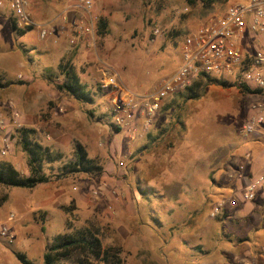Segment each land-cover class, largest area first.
Listing matches in <instances>:
<instances>
[{"label":"rangeland","instance_id":"1","mask_svg":"<svg viewBox=\"0 0 264 264\" xmlns=\"http://www.w3.org/2000/svg\"><path fill=\"white\" fill-rule=\"evenodd\" d=\"M29 1L37 25L25 37L13 32L10 16H0L12 47L29 62L38 59L35 47L48 44L47 58L38 67H51L56 74L58 65L71 60L95 97L93 104H82L59 95L52 85L55 92L47 100L48 90H35L40 98L31 111L37 118L27 122L22 95L30 89L15 87L3 94L0 87V111L10 115L9 104L14 102L24 114V126L37 131L38 142L63 156L45 166L51 181L35 190L0 185V222L15 216L13 244L0 241V264H22L18 254L26 255L32 264H43L56 235L90 224L101 229L106 246L122 250L124 264L259 262V253L264 255V196L244 201L247 171L243 170L251 160L245 154L257 153L253 142L258 140L243 137L241 130L260 97L244 95L227 82L225 87L211 85L199 100L185 101L175 94L165 102L167 111H160L149 133H139L133 140L128 129L113 128L111 96L98 91L110 73L118 74L124 87L135 93L152 91L162 77L182 65L180 43L187 32L245 0H220L211 8L190 0H92L91 11L80 7L79 0ZM101 20L107 22L104 35L99 33ZM82 23L95 27L91 46L90 38L76 29ZM39 29L48 32L46 39H40ZM156 29L159 35L153 34ZM78 39L82 50L75 45ZM11 71L6 76L18 78L20 71ZM3 81L0 70V84ZM152 130L160 136L144 152L143 143ZM18 139L15 132L12 149L5 157L0 154V162L9 161L27 175L28 156ZM78 145L103 172L62 173L65 164L76 161ZM4 147L0 140V153ZM175 147L178 158L173 164L169 155ZM150 151L155 160L149 161ZM179 162L194 178L178 176ZM196 168L203 170L200 177ZM42 203L45 209L39 210ZM218 203H223L222 211L213 217Z\"/></svg>","mask_w":264,"mask_h":264},{"label":"built area","instance_id":"2","mask_svg":"<svg viewBox=\"0 0 264 264\" xmlns=\"http://www.w3.org/2000/svg\"><path fill=\"white\" fill-rule=\"evenodd\" d=\"M79 5L84 10L91 11L94 3L92 0H79ZM29 9V0H0V16H10L22 30L37 25ZM185 11L188 12V9ZM63 20L68 23L66 16ZM76 29L80 34L90 38L87 44L91 46L95 29L93 24L82 23V26ZM38 34L42 40L48 36L44 29H39ZM153 34L159 35L160 30L156 29ZM263 36L264 0H245L229 6L225 14L210 18L197 29L189 31L180 43L182 65L172 74L162 77L152 91L135 93L124 87L118 74H107L100 87L111 96L112 125L121 131L128 129L133 140L139 133L147 134L169 98L192 87L201 76H210L262 92L261 96L258 95L260 99L251 108L252 114L242 127L241 135L247 139L256 138L258 142L264 144V47H260L255 41ZM247 38L253 41L249 53H245L243 49ZM9 109L10 115L0 111V140L5 145L1 150V157L7 156L11 151L15 132L25 127L22 114L14 102L9 104ZM250 158L251 156L247 154L246 159ZM92 194L96 196L98 192L93 190ZM263 194L264 172L248 179L244 201H257L258 195ZM222 208L223 203H218L213 208L212 216L220 215ZM13 220L15 216L11 214L6 222H0V241L8 245L14 242L11 228ZM259 254H261L259 262L249 261L245 264H264V255Z\"/></svg>","mask_w":264,"mask_h":264},{"label":"trees","instance_id":"3","mask_svg":"<svg viewBox=\"0 0 264 264\" xmlns=\"http://www.w3.org/2000/svg\"><path fill=\"white\" fill-rule=\"evenodd\" d=\"M219 1L190 0V3H200L205 8H211L218 4ZM10 22L13 32L17 33L19 37L25 36L34 29V27H31L22 30L19 29L14 19H11ZM99 28V33L104 35L106 33L105 30H107V22L101 20ZM175 37L179 38L181 34L176 33ZM47 78L59 95L72 98L74 101L82 104L94 103L95 93L92 92L87 84L83 83L71 60L62 62L57 67L56 74H54L52 69L48 70ZM213 84L222 85V87L228 86L222 79L201 76L192 87H188L177 94L184 98L185 101L199 100L204 97L206 89ZM230 85L237 87L244 95H262L261 91H252L240 84L234 83ZM0 87L3 88L5 86L0 84ZM98 91H102L100 85ZM162 109L167 111L165 106ZM113 128L116 132H121V129L114 126ZM18 134V143L28 156L27 164L29 174H21L11 162L1 161L0 185L7 188L35 190L37 187L48 184L51 181L52 176L45 172V166L55 164L63 159V156L41 145L38 142V134L34 128L24 127L18 131ZM76 156L77 159L74 163L70 162L63 167L62 173L65 176L81 173L95 175L103 172L104 169L99 163L90 160L84 147L77 146ZM7 199V197H4L2 202H7ZM101 234V229L90 224L89 226L81 227L71 232L56 235L52 243L47 246L43 264H124V259L121 255L122 250L114 246H106ZM17 259L22 264H32L24 254H18Z\"/></svg>","mask_w":264,"mask_h":264},{"label":"crops","instance_id":"4","mask_svg":"<svg viewBox=\"0 0 264 264\" xmlns=\"http://www.w3.org/2000/svg\"><path fill=\"white\" fill-rule=\"evenodd\" d=\"M5 27H7V26L6 25L0 26V29H2V31H0V70L3 73V80H4L3 82L4 83H2V84L5 86V87L1 88V90H2L3 94H7V93H9L11 88H15V87H17L18 89H23V88L24 89L25 88L30 89L28 92H25V94L22 95V101H23L22 103L25 104L23 112L26 116V121L28 122V120H30L31 118H35V119L37 118V115H35L31 111V109L34 107L35 102L39 101L38 99L40 98L39 96H37L35 94V90L36 91L38 89L48 90L49 93H48V97L46 98L47 100L52 95H54V92H55L51 87L52 84L49 82V79L47 78V72H48V70L51 69V67H48V66H43V68L38 67V65L43 63L45 58H47L45 56L47 55L46 48L48 47L47 46L48 44H46V47L43 49H40V48L38 49L37 47H35V50L37 51V54H38V59L37 58L33 59V60L30 59V61L27 62L25 60V58L21 55V52L18 49L12 47L13 45L11 43V40L8 39L7 33L4 32ZM56 28H58V27H56ZM25 36H23V37H25ZM251 38H252V36H251ZM255 41L257 44L259 43L258 41H260V44H261L260 47H262V48L264 47L263 46L264 45V36L261 39H259V38L257 40L255 39ZM246 43L248 44V47L243 46V49H244L245 53H249L252 50L253 41H251L249 38H247ZM75 45L78 48H79V46L81 48V45L79 43V39L77 40V43ZM81 50H82V48H81ZM71 58H73V57H71ZM10 62H12V64ZM182 62H183V59H182ZM57 67H56V69H57ZM16 69H18L20 71V75H18V78L13 80V78H9L8 76H6V73H12L13 71H11V70H16ZM56 69H53V70H56ZM41 99H44V98H41ZM168 100H170V99H168ZM21 114L24 118V114L23 113H21ZM158 121H159V116L157 117L155 123H157ZM159 136L153 130L151 131L150 135L147 137V139L145 138V142L143 143V147H145L147 149V150L145 149L144 152H147L148 149L151 148V142L156 141L159 138ZM253 143L255 144L253 147L257 148V153H255V155L253 156L251 153H249L250 151H247L245 154V159H246V155L249 154L251 156V158H250L251 160H250V162H248L244 166V168L242 167L243 170L245 169L247 171V176L244 178L245 183L248 182V179L251 176L260 175L264 172V144L263 143L261 144V142H258V141L253 142ZM176 148L177 147H175V149L172 150V154L169 155L170 156L169 161L173 164H174V161L178 158V155H174L176 152ZM151 153H152L151 151L148 152V155ZM213 156L214 155H211V162H210L211 163L210 164L211 170H212V162L214 161ZM148 157H149V161L155 160V158L153 157L152 154L149 155ZM149 161H147L148 166L150 165ZM179 163L180 164H178V166H179L178 169L180 172H179L178 176H182L183 179H186L188 177L194 178L195 175L193 173L192 174H186L187 171L184 170V167H185L184 162H179ZM181 163H183V164H181ZM237 169H238V171H241V170H239L238 167H237ZM240 169H241V167H240ZM201 171H203V170L196 168V171H194L196 173V177H200ZM205 177H206V173H205ZM205 177H204V179H205ZM188 185H191L192 186L191 188L195 189V186H196L195 184L190 183ZM202 195H205V194L202 193ZM177 201L179 203H181L180 200H177ZM45 206H46L45 203L44 204L42 203L38 206V208H39V210H41V209L43 210V209H45Z\"/></svg>","mask_w":264,"mask_h":264}]
</instances>
